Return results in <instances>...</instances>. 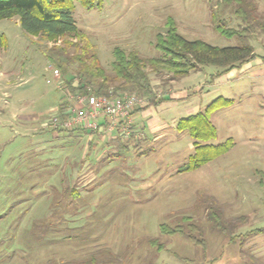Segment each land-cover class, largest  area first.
Instances as JSON below:
<instances>
[{
    "label": "rangeland",
    "instance_id": "rangeland-1",
    "mask_svg": "<svg viewBox=\"0 0 264 264\" xmlns=\"http://www.w3.org/2000/svg\"><path fill=\"white\" fill-rule=\"evenodd\" d=\"M99 2L89 9L73 0V18L109 75L115 49L158 57L156 37L166 34L169 19L187 41L239 45L215 30L243 26L221 0ZM255 2L261 18L264 0ZM0 34L7 41L0 48V264H264L262 35L248 39L257 58L220 79L212 78L214 66L172 82L167 74L150 75L157 95L182 97L164 117L169 125L161 137L137 149L107 141L102 132L50 129L59 103H66L63 91L70 92L66 82L78 83V65H65L63 75L48 61L57 60L52 48L61 43L26 35L17 18L1 20ZM218 97L232 105L209 115L216 129L211 144L229 141L230 149L178 173L193 152L192 139L171 122ZM161 225L184 232L164 235Z\"/></svg>",
    "mask_w": 264,
    "mask_h": 264
},
{
    "label": "trees",
    "instance_id": "trees-1",
    "mask_svg": "<svg viewBox=\"0 0 264 264\" xmlns=\"http://www.w3.org/2000/svg\"><path fill=\"white\" fill-rule=\"evenodd\" d=\"M78 1L83 7L89 9L94 7L95 1L98 2L97 5L100 3V0ZM221 1L233 7V14L242 22L243 26L238 30H233L219 25L215 30L221 36L237 38L238 46L219 48L202 41H187L176 33L174 22L169 19L166 23V34L156 37L154 48L158 57L144 58L137 52L126 53L115 49L110 75L101 66L94 45L75 25L73 0H0V21L17 18L20 28L26 35L40 37L48 42L57 43L59 41L61 43L52 48L59 55L57 60L48 57V61L54 64L63 75L67 73L65 65H78L75 73L79 78L78 83L73 86V78L66 82L70 92L82 91L87 86L97 96L134 95L145 101V105L137 109L144 110L158 107L170 100L166 97V93L157 95L151 86L150 75L162 77L167 74L168 81L172 82L178 81L190 73L201 71L205 66H214L219 71L212 75V78L220 79L257 58L253 47L248 43L250 37L258 34L262 35L264 43V16L258 18L255 0ZM6 43L4 35L0 34V48H6ZM60 56L66 58L65 63L62 62ZM197 92L201 93L202 88ZM229 105H232L231 100L218 97L203 111H198L177 122L176 130L189 135L193 148L192 154L188 157L187 162L180 167L178 173L197 170L230 149L229 141L223 144H211V141L216 138V129L209 120L210 114ZM64 107L65 104L60 102V117H64ZM57 132L67 135L77 132L90 133L86 130ZM118 142L122 144L119 139ZM126 147L127 145L122 144V148ZM209 216L216 223L219 231H223L224 228L220 227L218 213L211 210ZM160 230L162 234L168 236L184 232L182 227L168 230L164 225L160 226ZM192 230L198 233L200 238V230L195 227ZM188 239L195 244H198V240H200H194L192 236H188ZM149 243L157 246L154 240Z\"/></svg>",
    "mask_w": 264,
    "mask_h": 264
},
{
    "label": "built area",
    "instance_id": "built-area-1",
    "mask_svg": "<svg viewBox=\"0 0 264 264\" xmlns=\"http://www.w3.org/2000/svg\"><path fill=\"white\" fill-rule=\"evenodd\" d=\"M49 68L52 69L51 66ZM54 74L58 76L56 72ZM63 95L67 105L64 117L57 113L50 120V129L86 130L90 133L101 130L106 136H115L125 142L141 138L142 134L135 129L133 116L137 109L145 105L144 100L126 94L116 97L97 96L87 86L82 91L65 90Z\"/></svg>",
    "mask_w": 264,
    "mask_h": 264
},
{
    "label": "crops",
    "instance_id": "crops-1",
    "mask_svg": "<svg viewBox=\"0 0 264 264\" xmlns=\"http://www.w3.org/2000/svg\"><path fill=\"white\" fill-rule=\"evenodd\" d=\"M180 92L176 91V93L168 94L166 97H168L170 100L162 103L158 107H150L144 110H137L133 116V123L135 126V129L138 130L142 136L138 140L133 139L132 141H137V142H129L128 144L133 145L134 147H137L139 149L143 145L148 143H152L156 141L160 136V131L163 130L169 123L165 122L164 117L168 115L167 113L173 110L175 106L173 105L175 100H178L181 96L179 97L178 95ZM187 96V95H183ZM189 96V95H188ZM143 107V106H142ZM194 108V109H193ZM200 111L199 106H193L191 105V108H188L186 110V115H193ZM182 119V118H181ZM180 119H176L175 121H172L171 124H173V129L176 130V124ZM171 121V120H170ZM166 124V125H165ZM165 125V127H164ZM98 134L101 133V130L97 132ZM96 133V134H97ZM106 136V135H105ZM94 136H92L93 138ZM100 137V136H99ZM104 138V137H103ZM107 141H116L118 140L117 137H111V136H106ZM103 139V140H104ZM118 143V141H116ZM120 143V142H119ZM118 143V144H119ZM122 145V144H121ZM120 146V145H119Z\"/></svg>",
    "mask_w": 264,
    "mask_h": 264
}]
</instances>
